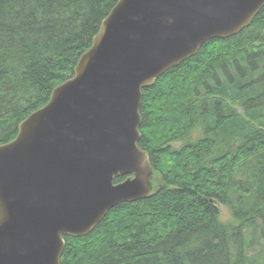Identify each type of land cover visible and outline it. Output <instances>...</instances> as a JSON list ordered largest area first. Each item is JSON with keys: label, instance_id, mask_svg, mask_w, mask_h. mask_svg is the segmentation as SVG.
<instances>
[{"label": "trees", "instance_id": "obj_1", "mask_svg": "<svg viewBox=\"0 0 264 264\" xmlns=\"http://www.w3.org/2000/svg\"><path fill=\"white\" fill-rule=\"evenodd\" d=\"M118 1L0 0V145L75 76ZM140 114L153 192L65 236L61 264H264V7L143 88Z\"/></svg>", "mask_w": 264, "mask_h": 264}, {"label": "water", "instance_id": "obj_2", "mask_svg": "<svg viewBox=\"0 0 264 264\" xmlns=\"http://www.w3.org/2000/svg\"><path fill=\"white\" fill-rule=\"evenodd\" d=\"M264 0H119L75 76L0 145V264H61L125 201L150 196L139 147L143 88L214 38L251 25ZM127 177L116 183V178Z\"/></svg>", "mask_w": 264, "mask_h": 264}, {"label": "rangeland", "instance_id": "obj_3", "mask_svg": "<svg viewBox=\"0 0 264 264\" xmlns=\"http://www.w3.org/2000/svg\"><path fill=\"white\" fill-rule=\"evenodd\" d=\"M259 75H260V73L256 71L255 77L259 76ZM261 75H262V73H261ZM205 135L206 134H205L204 128L202 126H199L198 129L192 134L190 139L175 142L173 144V146L176 147V148L180 147V146H182L183 144H185V143H187L189 141L193 142V141H195L196 139H198L200 137H204ZM222 220L226 221V222H229V223H233L234 222L232 213L230 212L229 208H227V207H223L222 208Z\"/></svg>", "mask_w": 264, "mask_h": 264}]
</instances>
